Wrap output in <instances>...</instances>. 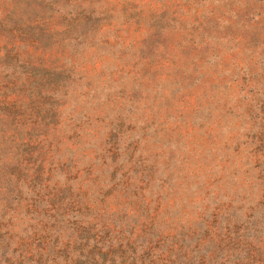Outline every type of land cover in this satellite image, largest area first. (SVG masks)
Masks as SVG:
<instances>
[{
    "label": "rangeland",
    "instance_id": "374dc122",
    "mask_svg": "<svg viewBox=\"0 0 264 264\" xmlns=\"http://www.w3.org/2000/svg\"><path fill=\"white\" fill-rule=\"evenodd\" d=\"M5 1L23 21L44 12L34 23L40 54L67 74L34 163L52 162L41 183L71 191L82 206L76 219L122 224L161 208L168 223L201 226L230 200L240 212L253 204L264 150V0ZM12 124L0 112L1 258L34 248L44 203L10 175L23 139Z\"/></svg>",
    "mask_w": 264,
    "mask_h": 264
},
{
    "label": "trees",
    "instance_id": "16d2710c",
    "mask_svg": "<svg viewBox=\"0 0 264 264\" xmlns=\"http://www.w3.org/2000/svg\"><path fill=\"white\" fill-rule=\"evenodd\" d=\"M43 14L38 11L31 20L23 21L13 5L0 0V112L10 118L13 133L23 135L10 154V175L32 184V189L37 187L32 194L44 201L38 208L39 217L45 220L33 218L40 221L31 229L29 241H36L34 248L12 251L3 258L0 254V263L264 264V150L255 157V179L262 186L253 204L240 212V205H232L230 200L207 215L201 226L168 223L164 217L158 218L161 208H147L141 219L133 214L122 224L108 221L104 214L101 219L78 220L76 213L82 206L71 191L65 192L64 187L53 191L42 184L55 167L42 157L34 161L44 153L45 128L56 123L58 106L51 101L67 75L56 58L43 59L40 54L44 41L34 23L45 21ZM33 205L31 200L26 208L33 212ZM66 226L71 230L68 234L63 232ZM11 232L8 239L16 234ZM2 242L0 238V248ZM21 242L20 237L16 246Z\"/></svg>",
    "mask_w": 264,
    "mask_h": 264
}]
</instances>
